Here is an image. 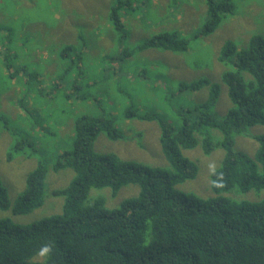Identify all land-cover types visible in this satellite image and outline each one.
I'll return each mask as SVG.
<instances>
[{
  "label": "trees",
  "instance_id": "16d2710c",
  "mask_svg": "<svg viewBox=\"0 0 264 264\" xmlns=\"http://www.w3.org/2000/svg\"><path fill=\"white\" fill-rule=\"evenodd\" d=\"M120 3L112 7L110 14L116 20V30L122 26L116 14ZM125 4L134 10L129 2ZM206 4L208 18L201 34L209 36L224 17L233 15L234 7L231 0H206ZM85 46L87 42L84 45L82 41L79 47L66 43L60 49L61 56L68 58L81 74ZM188 49L189 42L180 33L162 32L135 50L123 48L119 55L106 57L103 64L105 71L112 74L116 60H130L135 51L183 54ZM219 60L228 68L221 73L220 83L204 78L179 82L174 91H164L160 112L143 111L130 99L117 116L104 109V99H83L95 103L94 113L79 114L69 122L68 147L56 149L51 157L45 154L44 163L38 162L26 175L25 186L14 200H10L0 179V210L20 216L42 206L46 164L52 165L54 171L70 169L74 173L65 188L51 193L63 199L59 214L26 225L0 219V264H264V199L236 202L224 195L230 190H264V135L254 138L257 147L250 153L252 156L234 149L235 136L264 125V38L253 36L244 47L228 41L221 48ZM10 69L6 72L13 76L15 72ZM27 76L29 80L36 78L34 73ZM139 79L148 81V75ZM79 88L71 83L66 98H76ZM204 88L208 90L205 100L190 104L188 99L183 100L182 94L191 95ZM223 89L229 106L221 118L214 108ZM167 112L174 115L172 121L167 119ZM134 120L156 125L166 168L96 150L100 137L123 141L121 126ZM1 123L5 124L2 116ZM210 131L219 133L216 141ZM16 140L7 154V163L14 151L23 153L27 146L33 152L37 150L35 142L19 136ZM216 147L223 151L217 170L224 174L225 187L212 188L210 181L215 177L208 174L212 194L207 198L178 190V185L193 180L198 171V163L187 159L184 152L199 149L208 157ZM126 186L136 187L138 193L117 208L107 209L102 198L88 200L93 189H108L114 197ZM44 244H51L53 252L41 258L37 252Z\"/></svg>",
  "mask_w": 264,
  "mask_h": 264
},
{
  "label": "rangeland",
  "instance_id": "374dc122",
  "mask_svg": "<svg viewBox=\"0 0 264 264\" xmlns=\"http://www.w3.org/2000/svg\"><path fill=\"white\" fill-rule=\"evenodd\" d=\"M119 1L122 3L116 14L122 26L116 30V20H112L110 14ZM126 2L135 6L133 11ZM231 3L233 15L224 17L213 34L204 36L201 28L208 18L206 0H0V116L5 119V124H0V179L10 200L23 190L26 175L37 163H44L45 154L51 157L57 150L68 147L69 122L79 114L94 113L95 103L83 99H104V109L114 111L117 116L130 99L143 111L160 112L164 91H174L179 82L204 78L220 83L221 73L228 69L219 60L223 45L230 41L244 47L253 36L264 38V0H231ZM162 32L180 33L189 42L188 51L183 54L135 51L130 60H116L115 72L105 71L103 60L106 57L119 55L123 48L135 50ZM82 41L84 45L87 42V46L81 74L68 58L61 56L60 49L66 43L79 47ZM7 68L15 74H7ZM32 73L36 78L29 80L27 75ZM143 74L148 75V81L139 79ZM56 83L61 86L56 88ZM71 83L80 85L79 95L68 100L66 94ZM224 92L225 89L214 108L221 118L229 106ZM207 94L204 88L182 96L190 104L205 100ZM165 115L172 121V113ZM121 128L125 134L123 141L112 142L100 137L96 150L113 152L122 159L150 166H168L154 123L134 120ZM209 133L213 140L219 138V133ZM262 135L264 125L248 128L242 136L234 137V149L252 156L250 153L257 147L254 138ZM18 136L37 143V150L33 152L27 146L23 153L14 151L12 160L7 163V154L14 148ZM184 156L198 163V171L193 180L178 185L177 189L207 198L212 194L207 165L216 162L219 168L223 151L216 147L206 157L201 150L193 149L185 151ZM46 166L42 206L20 216L0 210V219L26 225L61 212L63 199L52 197L51 193L65 188L74 173L70 169L54 171L52 165ZM137 193L134 186L122 187L114 197L108 189H93L88 200L102 198L107 209H114ZM224 195L236 202H259L264 199V190L258 193L230 190Z\"/></svg>",
  "mask_w": 264,
  "mask_h": 264
},
{
  "label": "clouds",
  "instance_id": "9594fccd",
  "mask_svg": "<svg viewBox=\"0 0 264 264\" xmlns=\"http://www.w3.org/2000/svg\"><path fill=\"white\" fill-rule=\"evenodd\" d=\"M218 166L216 162L209 163L207 165L208 174L210 177H215V179H211L210 186L216 189H222L225 187L224 174L223 172H218ZM53 252V248L51 244H44L38 250L37 255L41 258L48 257Z\"/></svg>",
  "mask_w": 264,
  "mask_h": 264
}]
</instances>
